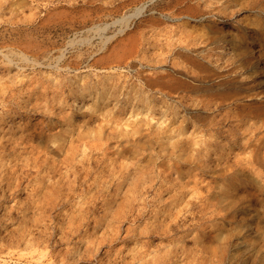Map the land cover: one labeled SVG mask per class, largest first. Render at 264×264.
Masks as SVG:
<instances>
[{
	"label": "rangeland",
	"instance_id": "1",
	"mask_svg": "<svg viewBox=\"0 0 264 264\" xmlns=\"http://www.w3.org/2000/svg\"><path fill=\"white\" fill-rule=\"evenodd\" d=\"M0 264H264V0H0Z\"/></svg>",
	"mask_w": 264,
	"mask_h": 264
},
{
	"label": "bare ground",
	"instance_id": "2",
	"mask_svg": "<svg viewBox=\"0 0 264 264\" xmlns=\"http://www.w3.org/2000/svg\"><path fill=\"white\" fill-rule=\"evenodd\" d=\"M140 11H142V8H138L135 12H134V14H138ZM129 17L127 16L126 17V19H128ZM47 24V23H46ZM15 25V24H14ZM30 30V29H29ZM50 37V36H49ZM19 51V50H18ZM17 51V52H18ZM24 51V50H23ZM245 66V65H244ZM238 67V66H237ZM251 67H253L252 65H251ZM244 68V67H243ZM254 70V69H253ZM255 71V70H254ZM147 81H148V79H146ZM198 88V87H197ZM237 92V91H236ZM218 108V107H217ZM240 120V119H239ZM136 130V129H135ZM182 145V144H181ZM173 155V154H172ZM90 160H91V158H90ZM88 164V163H87ZM91 164V163H90ZM76 164H74V166H75ZM79 166V165H78ZM46 168V167H45ZM67 168V167H66ZM78 168V167H77ZM76 168V169H77ZM51 169V168H50ZM71 169V168H70ZM79 169V168H78ZM74 170V168L72 169V171ZM84 170V169H83ZM87 170V172H89L90 170H88V169H86ZM50 171V170H49ZM75 173V172H74ZM69 174V173H68ZM82 174V173H81ZM89 174V173H88ZM48 175V174H47ZM70 175V174H69ZM87 175V174H86ZM85 176V175H84ZM77 177V176H76ZM84 178H86V177H84ZM118 178V177H117ZM66 179V178H65ZM16 180V179H15ZM61 181V180H60ZM64 182V181H63ZM83 182V181H82ZM81 182V180H80V182H78V183H82ZM84 183V182H83ZM82 183V184H83ZM86 183V182H85ZM70 184V183H69ZM68 184V185H69ZM82 184H80V185H82ZM63 185V184H62ZM67 185V184H66ZM67 185V186H68ZM77 186H78V184H76ZM71 186V185H70ZM83 186V185H82ZM43 187V186H42ZM84 187V186H83ZM106 187V186H105ZM71 189H73V188H71ZM75 189H77V188H75ZM9 190V189H8ZM151 190V189H150ZM82 192V191H81ZM14 193V192H13ZM83 193V192H82ZM77 194H78V192H77ZM74 195V194H73ZM81 195H83V194H81ZM145 195V194H144ZM8 196V195H7ZM76 196V195H75ZM75 196H73V197H75ZM80 196V195H79ZM92 197H94V196H92ZM64 198V197H63ZM82 198V197H81ZM72 199V198H71ZM87 199V198H86ZM90 199V198H89ZM100 199V198H99ZM70 201V200H69ZM80 201V200H79ZM92 201V200H91ZM100 201H101V199H100ZM147 201V200H146ZM77 202V201H76ZM81 202V201H80ZM88 202H89V200H88ZM94 202V201H93ZM78 204V203H77ZM79 205V204H78ZM82 205H83V203H82ZM87 206V205H86ZM82 207H84V205L82 206ZM88 207V206H87ZM80 208V207H79ZM82 210V209H81ZM80 213V212H79ZM81 214V213H80ZM84 215V214H83ZM83 220V219H82ZM172 225V224H171ZM81 226V225H80ZM113 261V260H112Z\"/></svg>",
	"mask_w": 264,
	"mask_h": 264
}]
</instances>
